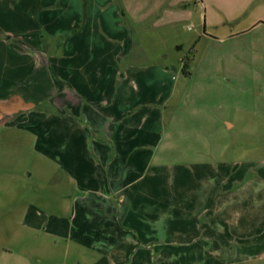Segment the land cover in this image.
Instances as JSON below:
<instances>
[{"label":"rangeland","instance_id":"1","mask_svg":"<svg viewBox=\"0 0 264 264\" xmlns=\"http://www.w3.org/2000/svg\"><path fill=\"white\" fill-rule=\"evenodd\" d=\"M92 21L173 84L163 167L123 200L112 147L90 164L104 136L61 115V47ZM0 264H264V0H0Z\"/></svg>","mask_w":264,"mask_h":264},{"label":"crops","instance_id":"2","mask_svg":"<svg viewBox=\"0 0 264 264\" xmlns=\"http://www.w3.org/2000/svg\"><path fill=\"white\" fill-rule=\"evenodd\" d=\"M95 24L96 21H92L94 30L91 34L81 31L73 34L61 47L64 53L60 76L64 81V94L60 99L65 107L61 115L67 122L84 117L86 122L92 121L104 136L97 146V162L90 164L92 167L97 163L101 165L106 161L107 143L112 147L113 156L106 161L110 171L108 180L115 189L112 193L121 195L123 200V193L129 188L138 189L132 191V196L144 193L138 188L144 186L146 180L141 172L152 166L157 170L163 167V164H156L157 148L163 138V122L159 121L161 111L158 108L164 105L166 81L171 91L173 84L168 69L143 66L139 59L137 65L130 62L132 40L121 22L114 26L124 36L115 35L113 39L93 33L98 31ZM76 27L69 29L68 33ZM78 28L80 26L76 31ZM109 28L112 30L111 26ZM103 45L106 46L104 50ZM181 165L183 168L189 166ZM200 166L191 164L193 168ZM135 175L139 177L135 178ZM99 177L103 179L101 175ZM97 193L108 196L100 188Z\"/></svg>","mask_w":264,"mask_h":264},{"label":"trees","instance_id":"3","mask_svg":"<svg viewBox=\"0 0 264 264\" xmlns=\"http://www.w3.org/2000/svg\"><path fill=\"white\" fill-rule=\"evenodd\" d=\"M188 67H189L188 64H185V65H184L183 72H184L185 74H188Z\"/></svg>","mask_w":264,"mask_h":264}]
</instances>
